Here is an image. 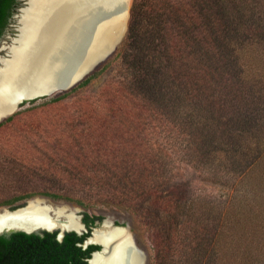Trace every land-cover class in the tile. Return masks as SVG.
<instances>
[{"label":"rangeland","instance_id":"obj_1","mask_svg":"<svg viewBox=\"0 0 264 264\" xmlns=\"http://www.w3.org/2000/svg\"><path fill=\"white\" fill-rule=\"evenodd\" d=\"M191 1L140 0L146 24L137 31L146 39L158 38L167 47L168 60L162 69L163 84L158 81L156 89L146 94L147 99L134 98V49L126 44L119 58L87 86L56 102L49 99L67 91L25 101L9 116L13 117L11 120L2 121L0 208H17L42 197L79 208L78 214L88 212L129 224L138 246L146 253V264H217L216 261L226 260L229 248L222 246L220 239L226 234L221 236L222 231H228L231 225L227 216L235 208L246 207L248 202L255 204V199L264 206V181H246L235 176L225 154L221 157L217 152L208 153L206 143L215 134L196 129V124L201 125L198 121L204 119L196 118L192 126L178 118L183 108L188 110L192 106L182 107L178 102L175 60L169 56L175 57V45L184 44L197 48L190 50L192 56L197 52L201 55L198 50L206 38L203 34L208 35L210 30L220 33L217 28L230 27L228 17L237 21L231 24L242 30L259 27L264 31V0ZM134 2H130L128 29L118 48L128 34ZM239 13H243V18H239ZM175 17L179 18L176 22ZM186 28L192 33H178ZM242 30V34L247 32ZM238 37L226 40L224 56L226 52L229 58L236 56L234 46L241 44ZM227 45L232 46L231 53ZM154 54L165 56L160 52ZM229 80L224 75L216 84ZM110 96L113 100L108 99ZM114 96L124 100L118 108L120 114L111 106L117 99ZM141 101L142 108L131 104ZM227 114L213 116L207 110L201 115L218 123L220 117L224 118L221 123L228 129L236 125L240 114L246 116L248 112L244 107ZM190 132L193 135L186 138ZM191 139L189 147L187 141ZM88 159H94L95 165L85 163ZM151 169L154 184L145 188V196L128 201L125 196L129 207L120 202L117 193L122 190L118 188L124 187L125 191L132 187L125 185L124 174H147ZM99 171L109 173L103 177ZM47 193L66 198L55 199ZM64 207L61 208L66 212H73ZM191 215L198 219L196 223L189 218ZM216 241V261L207 260L205 256ZM233 245H237L236 239Z\"/></svg>","mask_w":264,"mask_h":264},{"label":"trees","instance_id":"obj_2","mask_svg":"<svg viewBox=\"0 0 264 264\" xmlns=\"http://www.w3.org/2000/svg\"><path fill=\"white\" fill-rule=\"evenodd\" d=\"M14 2L15 0H0V37L11 15ZM141 8L140 0H135L131 11L128 34L122 43L123 45L103 65L98 67L99 69L97 68L71 90L51 97L50 102L60 101L98 78L112 65L115 59L119 58L126 44L134 49L133 67L135 77L133 76L132 86L135 100L147 99L146 94L149 90L156 89L158 81L161 85L163 84L165 75L162 69L166 68L168 61L165 55L167 47L158 38L149 40L138 33L139 29L146 24L142 16L144 11ZM239 18H243V13H239ZM178 19V17H175V22ZM227 20L237 22L232 17H228ZM231 22L228 24L230 27L217 28L220 33L216 30H210L208 35L203 34L206 35V38L204 42H200L201 46L198 50L201 55H198L197 52V55L192 56L190 50L195 48L197 51V48L192 47V45H175V57L169 56L173 58L171 60H175V94L182 107L192 106L188 110L183 108L182 114L180 112L181 115L179 114L178 118L192 126L197 121L196 118L204 119L198 121L201 125L196 124V129L201 128L205 134L206 129L207 131L211 130L215 134V137H212L206 143L208 153L213 155L217 152L219 156L225 154L226 161L229 162L235 176H240L246 181H264V31L259 27H252L250 31L242 30L240 26L237 24L232 25ZM241 30L247 32L242 34ZM178 33L186 36L192 31L186 28L183 31L178 30ZM236 36H239L241 43L234 46L236 56L229 58L227 52L224 56V43H227V39L230 41ZM246 40H249V42H246ZM227 46L231 53L232 46ZM156 52L163 53L165 56L161 57L160 54H154ZM224 75H227L230 80L217 85L218 79L223 78ZM115 94L117 93L115 92ZM116 97L114 96L115 99ZM119 98L117 97L114 105H111L112 96L108 98L112 99L109 105L115 108L117 114L122 112L118 108L123 106L121 102L124 101L122 99L120 101ZM251 101L252 104L256 105L250 104ZM138 103L140 105L136 106ZM131 104L138 108L143 106L142 101L141 103L133 102ZM244 107L248 115L241 116V113L238 116L239 119L235 122L236 125L229 126L228 129L223 127L221 123L224 118L220 117L218 123L216 120L205 119V116L201 115L208 110L213 116L216 114L220 116L225 114L226 116L228 111L233 113L236 110H242ZM139 114H141L140 110ZM12 118L8 117V120ZM3 122L0 123V126ZM192 135L193 133L190 132L185 137L188 138ZM187 142L188 146L191 147L192 139ZM218 151H222L221 154ZM85 163H94L93 165H95V160L88 159L85 160ZM152 171L154 170L151 169L148 170L147 174L139 175L130 172L124 174L125 185L129 184L132 187L131 190L125 191L123 190L124 187L118 188L122 190V193H117V197L122 199L120 202L129 207L126 200H131L129 198L133 200L140 196L144 197L145 195L142 192L145 191V188L147 189L151 184H154ZM99 172L103 173V177L109 173L108 171ZM259 176L261 177L259 178ZM103 177L99 179L103 180ZM47 194L55 199L66 198V196L57 193ZM125 196H128L126 200ZM255 200V204L253 201L252 203L248 202L246 207L235 208L234 212L227 216L231 225H229L228 231H222L221 236L225 232L226 234L220 239V242L222 240V246L229 248L226 260L218 262L213 257L216 253L215 249L218 241L213 242L214 244L211 245L207 256H205L207 260H215L217 264H264V259L261 257L264 256V206L261 201ZM80 204L83 205L84 203ZM200 216L201 214L197 218L199 219ZM96 218L102 219L103 216L85 213L86 220ZM189 218L193 219L192 215ZM193 220L195 223L197 222L196 219ZM248 233H253V235L248 236ZM84 238L85 235L79 236L75 232H67L62 239H59L58 231H45L43 235L19 232L10 236H0V264H86L85 257L89 256L90 251L93 248H98V246L90 245L87 249L83 248L79 243ZM235 239L237 245L233 247ZM248 240L250 241L244 245V242Z\"/></svg>","mask_w":264,"mask_h":264},{"label":"water","instance_id":"obj_3","mask_svg":"<svg viewBox=\"0 0 264 264\" xmlns=\"http://www.w3.org/2000/svg\"><path fill=\"white\" fill-rule=\"evenodd\" d=\"M130 2L131 0H16L0 38V122L13 115L25 101L72 89L107 61L128 29ZM122 4L127 8L125 28L104 51L90 57L83 55L80 62L76 65L72 63L71 68H67V72L65 70V75L54 82L40 84L35 79V74L45 65L48 54L54 50L50 49L44 54L49 44L58 38L69 36L72 29L77 32L83 28L80 25L83 21H88V18L94 21L100 18L97 20L99 21L110 16ZM86 25L93 26L91 22ZM84 29H89V38L85 42L87 44L94 35V28L84 26ZM48 34L52 40L47 37ZM93 43H89L87 48ZM34 45H37L36 49ZM39 206L44 210H39ZM63 206L74 209V215L78 216L79 208H71L67 204H59L42 197L30 199L26 205L17 208L1 207L0 236L19 232L43 235L45 231H59L58 238L62 239L67 231L73 230L68 227L67 212H59V208ZM116 229H124V233L108 243L103 242L104 249L98 254L109 257L123 239L130 237L133 248L140 252L143 264H146V253L138 246L131 226L127 224Z\"/></svg>","mask_w":264,"mask_h":264},{"label":"bare ground","instance_id":"obj_4","mask_svg":"<svg viewBox=\"0 0 264 264\" xmlns=\"http://www.w3.org/2000/svg\"><path fill=\"white\" fill-rule=\"evenodd\" d=\"M119 5V4H118ZM126 7L122 4L118 6L114 12L108 16L104 17L101 20H93L88 18V21L81 20L83 28L79 29L77 32H74L72 29L69 36L58 38L57 41L47 46L44 50L46 55L51 49L52 52L48 54V57L45 60V65L39 70L34 72L35 79L38 80L40 84L54 82L59 79L61 76L65 75V70L69 68L72 63L76 65L77 62L82 60V56L90 57L94 56L106 49V47L114 41L115 38L120 34V32L125 28L127 14ZM91 22L93 24V37L90 38L87 44H85L86 39H88L89 29L86 31L84 26L91 28L88 24ZM47 33V32H46ZM50 34V33H49ZM47 35V37L49 36ZM51 38V36H49ZM67 38V39H65ZM52 40V38H51ZM94 42L89 49L87 46L89 43ZM85 44V45H84ZM37 48V45H34V49ZM83 56V58H84ZM71 68V67H70ZM69 69L66 70V72ZM38 204V203H37ZM39 205V204H38ZM39 210H44L43 207H38ZM59 212L66 213V210L59 208ZM69 218V228L77 229L79 228V223L77 221L78 217L74 215V212H67ZM112 229V228H111ZM124 233V229H114L112 231H96L95 239L97 241H104L108 243L117 237L121 236ZM133 248L130 237H126L118 244L109 257L103 256L102 253L96 254L91 264H143V257Z\"/></svg>","mask_w":264,"mask_h":264},{"label":"flooded vegetation","instance_id":"obj_5","mask_svg":"<svg viewBox=\"0 0 264 264\" xmlns=\"http://www.w3.org/2000/svg\"><path fill=\"white\" fill-rule=\"evenodd\" d=\"M16 2V0H15ZM14 2V3H15ZM13 6V5H12ZM12 9V8H11ZM10 18V17H9ZM9 20V19H8ZM8 23V22H7ZM6 27V26H5ZM5 29V28H4ZM1 38V37H0ZM64 207V206H63ZM66 208V207H64ZM67 210H70L68 208H66ZM75 213V210H72ZM78 214V213H77ZM79 216V217H78ZM78 223H79V228L77 229H73L71 231H67V232H75L77 235L79 236H84L85 235V238L83 239V241L79 244H81L83 246V248L87 249L90 245H96L98 246V248H93L91 251H90V255L89 256H86V260H87V263L86 264H89V261L96 255L98 254L99 252H101L103 249H104V245L102 244L104 241H97L95 239V233L96 231H103V232H106V231H112L113 229L115 228H121V227H124L126 226L127 224L125 225H122L119 221H116V220H110L107 218L104 219V217L101 219V218H96L94 220H86L85 219V213L83 212L82 214H78ZM112 228V229H111ZM54 232V231H53ZM66 232V233H67ZM58 234H59V231H58ZM131 240V238H130ZM132 242V241H131ZM133 245V244H132ZM140 255V254H139ZM142 262V260H141ZM140 262V264H141Z\"/></svg>","mask_w":264,"mask_h":264}]
</instances>
